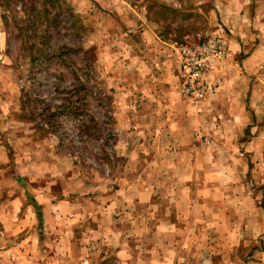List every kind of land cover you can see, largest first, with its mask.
Here are the masks:
<instances>
[{
  "label": "crops",
  "instance_id": "1",
  "mask_svg": "<svg viewBox=\"0 0 264 264\" xmlns=\"http://www.w3.org/2000/svg\"><path fill=\"white\" fill-rule=\"evenodd\" d=\"M224 7L232 13L225 19L231 35L224 32L230 58L212 73L215 93L197 106L177 96L171 33L140 19L119 68L104 75L105 118L116 132L107 188L86 208L72 191L44 182L12 196L15 209L0 219L26 217L22 264H264V211L247 207L249 194H213L238 187L237 138L264 100V0ZM215 116L230 133L222 132L226 125L206 130Z\"/></svg>",
  "mask_w": 264,
  "mask_h": 264
},
{
  "label": "rangeland",
  "instance_id": "2",
  "mask_svg": "<svg viewBox=\"0 0 264 264\" xmlns=\"http://www.w3.org/2000/svg\"><path fill=\"white\" fill-rule=\"evenodd\" d=\"M229 4L230 0H0V215L15 209L9 203L12 196L21 198L39 182L54 185L57 193L72 191L82 208L103 193L104 174L110 173L105 169L111 160L108 144L116 133L105 118L109 109L103 104L108 91L104 75L119 68L120 52L133 43L140 19H150L160 33L169 30L175 54L185 35H231V26L225 24L232 17L224 7ZM263 101L254 106L253 121L243 127L245 133L241 131L244 136L237 138L243 151L237 155L238 187L213 194H249L247 207L264 211ZM215 117V123L208 119L206 130L220 131L226 125L222 132L230 133L229 123ZM25 219L23 212L15 221L9 216L0 219V264H11L13 255L22 264L28 253L23 244ZM258 241L264 252V232Z\"/></svg>",
  "mask_w": 264,
  "mask_h": 264
},
{
  "label": "built area",
  "instance_id": "3",
  "mask_svg": "<svg viewBox=\"0 0 264 264\" xmlns=\"http://www.w3.org/2000/svg\"><path fill=\"white\" fill-rule=\"evenodd\" d=\"M229 58L228 40L223 32L185 35L175 48L178 98L197 106L213 95L216 85L212 73Z\"/></svg>",
  "mask_w": 264,
  "mask_h": 264
}]
</instances>
